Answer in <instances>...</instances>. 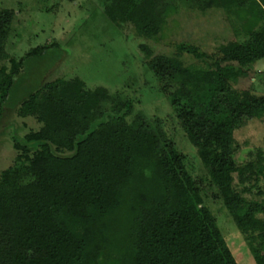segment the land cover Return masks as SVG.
Instances as JSON below:
<instances>
[{
    "label": "trees",
    "instance_id": "1",
    "mask_svg": "<svg viewBox=\"0 0 264 264\" xmlns=\"http://www.w3.org/2000/svg\"><path fill=\"white\" fill-rule=\"evenodd\" d=\"M115 27L130 25L156 38L178 7L260 10V26L215 56L177 47L154 56L141 46L147 67L205 173L194 178L159 119L132 114L129 101L78 78L58 79L14 101L10 98L28 58L59 50L36 49L9 57L5 44L14 12L0 9V124L7 111L34 117L38 131L15 143L13 166L0 173V264H237L205 205L214 191L255 264H264V202L243 193L264 176V159L239 167L234 133L264 122V96L234 88L264 60V0H100ZM186 52L202 66H185ZM92 127V128H91ZM240 184L252 183L242 192Z\"/></svg>",
    "mask_w": 264,
    "mask_h": 264
},
{
    "label": "rangeland",
    "instance_id": "2",
    "mask_svg": "<svg viewBox=\"0 0 264 264\" xmlns=\"http://www.w3.org/2000/svg\"><path fill=\"white\" fill-rule=\"evenodd\" d=\"M0 9L14 12L5 44L9 57L17 60L28 57L36 49L57 45L40 58H28L10 98V105L20 97L58 79H80L85 88L106 89L110 95L129 101L132 114L127 121L139 114L147 119H159L163 130L172 139L185 158V164L194 178L205 180V173L188 143L161 86L147 67V58L141 46H147L153 57L175 56L177 47H195L199 53L215 56L219 49L235 42L255 30L262 21L257 7L250 3L248 9L210 8L201 11L181 5L171 14L159 35L147 40L139 37L130 25L115 27L103 14L100 0H0ZM180 60L185 66H202L192 55L183 52ZM8 67V62L0 63ZM234 88L264 96V60L249 70ZM41 124L34 117H19L16 109L7 111L0 124V173L13 166L18 152L15 143L29 146L24 137L38 131ZM240 146L235 155L236 165L245 167L264 159V122L251 120L234 133ZM237 191L252 186L240 184ZM203 186L205 205L217 219L218 227L237 264H255L245 237L237 230L222 204L213 198L214 191L206 182ZM245 188V189H246ZM248 200L264 202V176L243 193Z\"/></svg>",
    "mask_w": 264,
    "mask_h": 264
},
{
    "label": "water",
    "instance_id": "3",
    "mask_svg": "<svg viewBox=\"0 0 264 264\" xmlns=\"http://www.w3.org/2000/svg\"><path fill=\"white\" fill-rule=\"evenodd\" d=\"M92 128V127H91Z\"/></svg>",
    "mask_w": 264,
    "mask_h": 264
}]
</instances>
